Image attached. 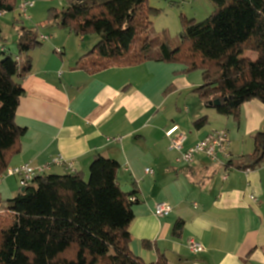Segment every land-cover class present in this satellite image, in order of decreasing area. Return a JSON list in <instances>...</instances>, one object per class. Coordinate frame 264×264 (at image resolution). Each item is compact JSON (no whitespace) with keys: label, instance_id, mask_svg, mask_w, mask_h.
Instances as JSON below:
<instances>
[{"label":"crops","instance_id":"obj_1","mask_svg":"<svg viewBox=\"0 0 264 264\" xmlns=\"http://www.w3.org/2000/svg\"><path fill=\"white\" fill-rule=\"evenodd\" d=\"M43 44L31 51L32 70L22 81L25 96L15 121L24 135L8 168L28 163L43 167L61 156L88 177L97 156L116 160L120 189L139 193L129 245L145 264L162 256L167 264H264V167L227 168V162L253 153V135L264 128L262 102H245L238 118L224 117L220 129L209 123L197 129L193 123L212 112L194 92L202 75L185 71L182 63L115 65L95 72L80 67L90 51L83 43L71 54L65 47ZM183 94L188 97L181 99ZM190 98L193 108L188 107ZM173 125L187 134L185 148L226 129L228 151L215 161L198 156L190 165H178V153L165 135ZM50 174L68 172L55 165ZM20 190L18 177L1 179L0 212ZM160 202L172 207L161 219L154 215ZM178 222L183 227L175 235ZM188 239L202 244L201 253L190 251ZM144 242L151 247L146 249Z\"/></svg>","mask_w":264,"mask_h":264},{"label":"trees","instance_id":"obj_2","mask_svg":"<svg viewBox=\"0 0 264 264\" xmlns=\"http://www.w3.org/2000/svg\"><path fill=\"white\" fill-rule=\"evenodd\" d=\"M210 1L214 9L210 17L183 20L175 48L166 37H147L150 17L157 13L148 7L149 0H67V7L51 16L82 39L98 36L80 67L97 72L115 65L182 63L189 73L201 72L202 85L194 92L206 108L238 118L245 102L264 104V0ZM15 8L14 0H0L1 13ZM21 31L18 55L4 46L0 52V176L24 135L15 121L25 96L22 81L32 70L31 51L43 44L35 32ZM248 51L254 58L246 56ZM207 124L204 116L193 126L203 129ZM253 149L252 154L227 162V168L248 170L264 162V128L253 135ZM119 170L116 160L97 156L88 177L77 172L43 175L21 188L0 213V264H145L129 245L139 193L120 189ZM182 227L183 222L176 223L174 234ZM153 264L167 261L162 256Z\"/></svg>","mask_w":264,"mask_h":264},{"label":"rangeland","instance_id":"obj_3","mask_svg":"<svg viewBox=\"0 0 264 264\" xmlns=\"http://www.w3.org/2000/svg\"><path fill=\"white\" fill-rule=\"evenodd\" d=\"M23 2L35 4V7L30 9L26 16L21 15L19 10ZM14 4L16 5L14 11L0 16L2 32L0 36V52L2 51L1 47L4 46L8 53L18 55L20 32L24 28L35 32L39 37L41 35L51 37L50 43H44L42 48H50L52 46L54 49H63L65 47L68 54H71L82 43L84 47L92 50L99 42L96 34H88L80 41V37L71 33L68 29L61 28L54 21L51 15L55 12L60 13L61 10L66 8L68 5L67 0H14ZM148 7L157 10V13H153L150 17L151 27L147 31V37L152 40L157 37L161 39L166 37L172 48L179 45L180 35L183 32V20L194 19L197 22H201L214 12L210 0H175L173 2L169 0H149ZM246 56L252 59L255 55L248 51ZM19 57L24 58L22 55ZM191 74L199 77L202 75L200 71H193ZM187 97V94H183L181 99H186ZM187 101H189L188 107L192 105L193 108V100L190 98ZM209 111L212 112L211 117L208 116L210 125H213L215 129L225 126L224 121L227 116L219 115L213 109H209ZM185 114L187 113L182 111V118H184ZM202 116L205 115L200 117ZM222 121L223 125H221Z\"/></svg>","mask_w":264,"mask_h":264},{"label":"built area","instance_id":"obj_4","mask_svg":"<svg viewBox=\"0 0 264 264\" xmlns=\"http://www.w3.org/2000/svg\"><path fill=\"white\" fill-rule=\"evenodd\" d=\"M175 1V0H169ZM35 7V4L30 2H23L19 8L21 15L26 16L28 11ZM5 13L0 12V16H3ZM41 42H49L50 38L47 36H40ZM58 54L61 53V50L57 49ZM166 138L170 141L171 148L178 153L175 163L178 165H190L192 164L198 156H204L210 160H217L219 156L227 153V148L229 145V137L226 129H221L209 133L204 139L196 142V144L185 148L188 141L187 134L182 133L180 127L173 125L166 132ZM55 165H62L65 167V170L69 173H75L76 170L73 167V163L67 161L64 157L57 156L51 161L50 164L44 165L43 167L34 166L32 163L19 165L14 168H7L4 171V174L0 176V181L6 176H15L19 179V185L21 188L27 187L35 178L43 177L46 175L48 170ZM264 167V162L262 163ZM147 173H153L152 170L147 169ZM224 179L228 176L223 175ZM254 200V197H251ZM1 213V212H0ZM172 213V207L165 203L160 202L156 204L154 209V215L156 218H165ZM188 248L191 252L198 254L203 250L201 243L195 241L194 239L187 240Z\"/></svg>","mask_w":264,"mask_h":264},{"label":"water","instance_id":"obj_5","mask_svg":"<svg viewBox=\"0 0 264 264\" xmlns=\"http://www.w3.org/2000/svg\"><path fill=\"white\" fill-rule=\"evenodd\" d=\"M220 104H221V100H220V101L218 100V101L215 102L214 105H215L216 107H218V106H220Z\"/></svg>","mask_w":264,"mask_h":264}]
</instances>
